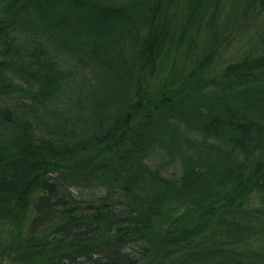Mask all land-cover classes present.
<instances>
[{"label": "trees", "instance_id": "16d2710c", "mask_svg": "<svg viewBox=\"0 0 264 264\" xmlns=\"http://www.w3.org/2000/svg\"><path fill=\"white\" fill-rule=\"evenodd\" d=\"M0 264H264V0H0Z\"/></svg>", "mask_w": 264, "mask_h": 264}, {"label": "rangeland", "instance_id": "374dc122", "mask_svg": "<svg viewBox=\"0 0 264 264\" xmlns=\"http://www.w3.org/2000/svg\"><path fill=\"white\" fill-rule=\"evenodd\" d=\"M257 22H258V19L257 18H254Z\"/></svg>", "mask_w": 264, "mask_h": 264}]
</instances>
